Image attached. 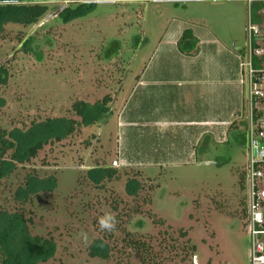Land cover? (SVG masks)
I'll list each match as a JSON object with an SVG mask.
<instances>
[{
  "label": "rangeland",
  "instance_id": "obj_1",
  "mask_svg": "<svg viewBox=\"0 0 264 264\" xmlns=\"http://www.w3.org/2000/svg\"><path fill=\"white\" fill-rule=\"evenodd\" d=\"M45 5L46 16L36 25L9 24L0 36V65L7 64L9 71L8 84L0 89L4 100L0 127L7 132H25L33 123L53 118L80 121L72 111L76 101L93 105L104 96L116 101L130 67L135 70L159 57L152 52L153 37L169 21L213 37V48L200 46L204 54L188 62L219 61L238 67L242 54L238 50L247 45V12L226 0L210 8L198 3L174 5L170 0H64ZM79 6L89 7L86 15L69 22L58 17L63 9ZM177 9L181 13L171 16ZM27 39L30 53L24 52ZM116 49L117 54L108 57ZM160 62L186 61L165 55ZM204 73L215 74L212 67ZM215 93L217 97H210L212 110L221 99ZM221 101L231 104V99ZM115 107L109 105L112 119ZM234 115L232 120L238 119V112ZM243 118L222 137H204L193 151L195 158L162 167L128 161L114 168L118 179L100 186L88 179L87 172L96 166L111 167L117 152L123 157L122 139L118 135L116 142L108 122L80 128L65 140L47 144L34 159L18 163L8 178L0 179V210L21 214L31 236L53 242L52 258L39 264H248L243 187L247 151L244 137H239L244 134ZM135 133L127 128L124 137L130 158L138 151L149 153L151 145L158 158L172 143L181 147L179 138L155 141ZM30 177H53L54 189L16 201L15 192ZM130 180L139 184L136 196L126 191ZM102 217L114 224L111 230L101 228ZM95 240L111 248L108 261L89 256Z\"/></svg>",
  "mask_w": 264,
  "mask_h": 264
},
{
  "label": "crops",
  "instance_id": "obj_2",
  "mask_svg": "<svg viewBox=\"0 0 264 264\" xmlns=\"http://www.w3.org/2000/svg\"><path fill=\"white\" fill-rule=\"evenodd\" d=\"M170 1L174 5L177 3H198L201 7L210 8L225 0ZM226 1L245 9L248 22L251 17V7L256 3H252L249 7L247 0ZM177 11L178 9L171 11V16L181 13ZM169 23L163 32L153 37L155 41L152 52L153 55L156 54L159 57L154 63L140 65L135 70L130 67V73L126 75L116 95L117 100H112L116 106V114L112 119L111 112L106 122H108V131L114 134L113 138L116 142L118 135L122 139L119 145L122 147L125 158L117 152L119 158L114 159L118 160L121 166H126L130 161L135 160L138 165L145 167H162L164 164L166 166L177 162L181 164L195 158L197 154L193 155V151L200 145L204 137L210 139L214 135L220 134L222 137L225 132L228 134L229 127L236 120L238 121L246 110L245 90L238 83L239 63L238 67L235 65L226 67V64H219V61L213 65H209L208 62L205 64L188 62L191 57L197 60L204 54V52L201 53L200 46L206 45V47L213 48V37L207 33L194 32L185 24L172 25L173 21H169ZM186 29H190L198 40L196 48L189 54L180 52L178 48V41ZM244 49L245 47L238 51L242 53ZM165 55H172L177 61L185 60L186 62H182L183 64L180 62L179 64L172 62L162 64L160 61ZM210 67L215 72L212 77H209L208 73H204ZM215 91H217L219 99L226 100L227 98L226 102L231 99V104L222 105L223 102L220 99L217 109H210V97L216 94ZM240 106L241 109H239ZM235 112H238V119L232 120ZM127 128L133 129L138 138L141 135L153 136L155 141L156 139L163 140L162 137L165 139L166 136H169L168 139L172 141H178L179 138L181 147L176 149L172 143L162 150L164 153H161V157L158 158L156 147L151 145L149 153L141 154L138 151L135 158H130L125 149L124 137ZM173 151H176V154H170ZM166 161L170 162L165 163ZM123 162H125L124 165Z\"/></svg>",
  "mask_w": 264,
  "mask_h": 264
},
{
  "label": "trees",
  "instance_id": "obj_3",
  "mask_svg": "<svg viewBox=\"0 0 264 264\" xmlns=\"http://www.w3.org/2000/svg\"><path fill=\"white\" fill-rule=\"evenodd\" d=\"M48 1L64 0H0V36L4 32L5 26L9 24L29 27L36 25L46 16L48 7L44 4ZM83 5V4H82ZM91 4L90 6H92ZM261 4L256 3L251 7V20L258 23ZM79 6L76 10L65 8L59 14L65 22L72 21L86 15L87 10ZM23 42L24 52L30 53ZM198 44L190 29H186L178 41L180 52L189 54ZM118 49L108 57L116 55ZM107 57V58H108ZM9 71L7 64L0 65V89L8 84ZM112 100L109 96H104L102 100L90 105L83 101H76L72 105V111L80 119L76 121L72 118H53L43 122L33 123L29 130L22 132L14 130L7 132L0 127V179L8 178L16 169L18 163H27L34 159L37 153L44 146L51 142H60L75 134L80 128H88L98 123H106L110 117L109 105ZM4 106V100L0 96V110ZM241 125H244L241 122ZM239 137H244L241 132ZM11 153L7 159V154ZM88 179L96 186L102 185L105 181L118 179L119 172L111 167L103 168L96 166L87 172ZM47 181V186H42V182ZM54 189V178L46 180L28 178L24 188H19L15 192L16 201H26L28 196L39 191L51 192ZM140 189L137 181L127 182L126 191L130 196H136ZM27 223L19 213H9L0 210V264H39L48 261L54 254V244L51 240L31 236L27 228ZM143 245V244H142ZM141 246L136 244V247ZM143 247V246H142ZM111 248L103 240H95L89 246L88 254L91 258H99L108 261Z\"/></svg>",
  "mask_w": 264,
  "mask_h": 264
},
{
  "label": "built area",
  "instance_id": "obj_4",
  "mask_svg": "<svg viewBox=\"0 0 264 264\" xmlns=\"http://www.w3.org/2000/svg\"><path fill=\"white\" fill-rule=\"evenodd\" d=\"M261 4L259 22L249 17L247 45L239 60V85L245 90L246 110L243 131L247 160L243 172L245 192L244 229L248 237V264H264V0H247ZM121 163L113 160L112 168Z\"/></svg>",
  "mask_w": 264,
  "mask_h": 264
},
{
  "label": "clouds",
  "instance_id": "obj_5",
  "mask_svg": "<svg viewBox=\"0 0 264 264\" xmlns=\"http://www.w3.org/2000/svg\"><path fill=\"white\" fill-rule=\"evenodd\" d=\"M99 223L102 229L111 230L114 227V224H109L104 217L100 218Z\"/></svg>",
  "mask_w": 264,
  "mask_h": 264
}]
</instances>
